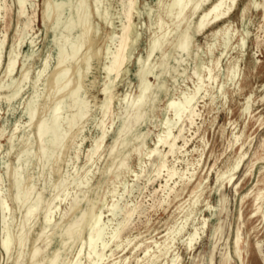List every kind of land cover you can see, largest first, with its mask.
<instances>
[{"label":"rangeland","instance_id":"rangeland-1","mask_svg":"<svg viewBox=\"0 0 264 264\" xmlns=\"http://www.w3.org/2000/svg\"><path fill=\"white\" fill-rule=\"evenodd\" d=\"M44 1H30L27 5V15L22 16L19 14L18 0H0V11H3L0 12V16H3L0 17V42L7 41L2 50L3 62L0 64V90H2L0 91V174L2 175L0 199L7 203L6 212L2 210V200L0 201V264H27L30 259L29 253L35 244L40 245L44 250V254L37 259L36 264H47L57 249L60 250L61 255L56 264L94 262L96 264H117V262L118 264H172L171 259L176 254L180 255L181 264H243L242 256L245 258V264H264V0H237V6L228 18L218 24L209 25L190 42L186 52L182 53V50L177 49L173 51L168 61L166 59L162 62L159 52L153 58V63L158 62L159 65L147 80L142 79L140 70L145 67L144 60L151 37V22L157 20L162 4L161 0H139L134 14V43L131 46L127 67L114 86L113 115L106 124L107 134L103 137L99 126L102 120L100 108L105 99L101 90L106 80L103 70L106 60L103 55H99L93 58L94 67L89 78L84 77L82 95L90 107L82 125L74 129L77 131V136L73 143L69 144V148L63 142L54 147L51 159L44 157L41 161L37 155L41 140L35 127L29 126L31 101L38 93L39 98L35 103L39 109L38 118L43 116L50 118L54 115L55 102L48 101V96L45 94L47 67L50 63L54 66L57 62L59 39L64 30L63 26L55 29L53 25L44 21ZM64 1L70 2V0ZM254 2L259 3L261 7L256 8ZM30 3H34L35 7L32 8ZM89 3L94 11L93 0ZM103 5V14L109 9V20H113L114 30L118 31L120 22L116 17L117 11L121 8L120 1L104 0ZM33 10H36L37 14L33 28L40 40L35 46L39 47L40 54L28 63L31 77L23 84L18 77L26 56L32 51V45L24 29L28 17L34 16ZM71 14L69 7L66 8V18H70ZM73 14L76 17L75 11ZM188 22L186 25L191 24V27H194L197 16L189 13ZM94 23L96 31H101L99 43L95 46V49H98L100 45L104 46L110 26L97 14L94 16ZM227 24L231 25L228 37L225 32L223 34ZM243 32H249L251 35L245 37ZM78 33L80 28L74 31V36ZM95 37L96 33H94ZM174 37L175 33L172 32L167 39L171 41ZM244 37L245 44L242 42ZM23 39L25 42L23 41L18 47ZM13 50L22 54L16 74L17 82L14 85L21 86V91L11 102L6 99L12 94L14 87L1 88V86L11 83L6 70ZM49 54L54 55V59L50 60L47 66L45 65L46 71L42 69L44 80L37 82L38 70ZM30 63L34 65L29 66ZM200 63L212 70L211 78L203 84L200 83L199 77ZM81 69L86 75L88 65L82 63ZM232 71L238 73L234 82L231 81ZM216 77H218L217 81ZM147 81L152 92L141 109L145 116L140 122H134L130 115L135 109L131 108L130 102L137 99L141 84ZM198 85L202 93L199 92V97L197 96L196 102L194 101L191 106H197L200 114L199 117H195L196 125L194 123L193 126L187 119L189 111L184 113L185 117L183 114L181 119H177L173 115V110L168 108V102L169 98L178 101L182 94L194 91ZM81 107H83L82 102L77 108ZM69 108V99L66 98L61 110V117L64 119L72 114ZM167 118L171 125L175 120L177 126L167 125L165 121ZM180 120L181 123H178ZM60 125L65 128L68 126L65 122H61ZM15 126H19L20 129L14 137ZM53 126L56 128L55 124ZM124 126L126 133L121 135ZM184 127L186 140H178V148L184 147V149H178L177 155H170L167 159L169 168L175 167L180 171L179 176L183 178L177 180L178 185L170 181L168 185L173 187L172 189L165 188L167 172H163L160 178H157L153 172L156 171L159 160L169 150V146L166 144L164 147L160 144L155 155L149 154V151L155 149L160 136L168 137L171 130L172 138L168 139V142H171L173 136L178 135L179 130ZM34 133L35 137H31ZM52 136L51 132L45 134L42 138L43 145H48ZM98 141L102 142L101 151L99 150L94 160L90 161ZM112 149L113 153L116 152L114 156L111 154ZM28 150L32 153L26 158ZM62 151L67 153L62 154ZM239 161H242L239 169L230 173ZM14 172L20 173L18 180L13 178ZM135 173L140 176L139 179L135 178ZM229 173L234 174L231 182H229ZM150 176L154 181H149ZM21 181L36 191L33 190L32 199L26 203L27 206L19 204L14 198L15 183ZM30 184L33 186L31 187ZM84 193L86 198L75 204L79 209L76 211V216H81L90 205L93 206L94 212L100 210L98 214L103 215L99 224L92 226L100 230V235L94 241L95 245L89 242L92 227L86 228L81 235L72 238L67 234V228L72 220L66 218L65 214L74 198ZM38 194L40 199L43 198L50 206L47 204L43 208L39 207L35 215L28 220L25 217L27 209L30 204L38 203L36 200L39 199ZM259 198H263V201H259L260 210L257 205L255 206ZM196 200L198 202L194 204ZM63 201L65 202L62 203ZM130 203L135 207L129 206ZM109 207L111 209H108ZM46 208L51 209L52 212L46 213ZM130 208L137 210L132 213V217L127 218L125 211ZM145 215L148 219L144 217ZM203 219L208 220L207 230L200 243L190 250L184 241L194 232L195 227L202 225ZM108 220H112L111 223ZM85 221L82 220L81 226ZM7 232L14 244L10 254L5 253L1 245ZM23 233L24 235H21ZM239 234H241L239 244L241 256L236 252ZM18 238L22 239L23 243ZM41 238L43 239L39 241ZM111 253L114 255L110 256ZM88 256L90 258L93 256L91 261ZM99 259L103 262L101 263Z\"/></svg>","mask_w":264,"mask_h":264},{"label":"bare ground","instance_id":"bare-ground-1","mask_svg":"<svg viewBox=\"0 0 264 264\" xmlns=\"http://www.w3.org/2000/svg\"><path fill=\"white\" fill-rule=\"evenodd\" d=\"M6 1H8V0H6ZM30 1H34V0H18V5L20 6V13H19L20 15H22V16H26L27 15V11H28L27 10V5H28V3ZM119 1H120V7L121 8H120L119 11H117V17H116V19H118V21L120 22V28H119L118 31H116V29L114 30V22H113V20H109V11H108L109 9H107L104 14L102 12V9H103V6H104L103 5L104 4V0H93L94 5H95V10L94 11L92 10V8L90 6L91 5L89 3L90 0H70L69 3H67L64 0H45L44 1V5H45L44 10H43V19H44V21L46 23H49L50 25H53L55 29L56 28H60L61 26H63L64 27V30L61 33L60 39H59L60 40V42H59V54H58V57H57V62L54 64V66H53L52 63H50V65H48V67H47V73H48L47 76L48 77L46 76L47 77V79H46L47 84H46V88H45V94L48 96L47 97L48 98L47 99L48 101L55 102L54 105H53L54 106V115L51 116L50 118H47V116L46 117L43 116L41 118H38L39 109H38L37 104H35V103H36V99L39 98V94L36 93L33 96L32 101H31V105H32V107L30 109L31 110L30 111V119L31 120H30L29 126L35 127V131H36L39 139L41 140L40 141V145H38V152H37V155L39 157V160H41V161H42V159H44V157H46L47 159H49V158L51 159L52 158V156H53V149H55L54 147L63 144V142H65L66 147H68L71 142L73 143V140L77 136V131H75L74 129H75L76 126L80 127L82 125L83 121L86 119V117L88 115V109L90 107V104L85 101V99L83 98V95H82V89L84 88V85H85L84 82H83L84 81V77L86 76L87 79L89 78L90 74L92 73L93 67H94V65L92 63L93 62V58L96 57V56H99V55H103L104 56V59L106 60V63L104 65V67H103V70H104V72L106 74V80H105V83H104L103 90H101L102 91V95L105 96V99H104V103H103L102 107L100 108L101 109V113H102V120L100 121L99 126L101 128V133H102V136L103 137L108 132L107 131V128H106V124L109 122L108 120H110L111 119V116L113 115L112 112H113V105H114V99H113V97H114L113 96L114 86L117 83V81L121 78L122 73L125 71V69L127 67V64L129 62V57H130L131 46L134 43V39H133V37H134V26H135L134 14H135V11L137 9V4H138V1L139 0H119ZM30 4H31L32 8L35 7L34 3H30ZM161 4H162V7L158 11L159 13H158L157 20L151 22V26H150L151 37L149 39V44H148V49H147V55H146V58L144 60L145 67L142 70H140V72L142 74V79H146V80L149 78L148 77L149 75H153L154 74V69L157 68V66L159 65L158 62L153 63V58L156 57L159 52L161 53V56H162V62H164L166 59L168 61L170 55L173 53V51H177V49L182 50V53L183 52H186L187 48L189 47L190 42L192 40L196 39L197 36L200 35L202 32H204L207 29V27H209V25L218 24L222 20H224V19H226V18L229 17V15L233 11V9H235L236 6H237V0H161ZM254 5H255L256 8L261 7V5L259 3H256V2H254ZM252 6H253V4H252ZM68 7H69L70 12L72 13L70 18H66V8H68ZM6 9H7V7H6ZM74 11L76 12V17L73 14ZM189 13L191 15L197 16V22H196V25L194 27H191V24L186 25L187 23H189L188 22V14ZM96 14L98 16H100L103 20H105V22L110 26L109 31L106 33V37H105V41H104V46L100 45V47L98 49H95V46H97L98 43H99L100 36H101V31L100 30H97L96 31V28H95L94 16ZM31 17H33V18H29L28 17V21L27 22L25 21L26 24H25L24 32L29 37L27 39L30 40V44L32 45V51H31V53L29 55L26 56V59L24 58L25 60L23 62V66H22V68L20 70L21 73H20V76L18 77V79L20 81H22L23 84H24V82H26L31 77V71L28 68V63L30 62V60L34 59L36 56H38L40 54V52H38L39 47L36 48V46H35V44L39 40V35L36 34V32H35V30L33 28L34 27V23H35L36 18H37L36 10L34 11V16H31ZM4 19H5V16H4ZM230 26L231 25H228L227 24L225 26V28H224V31H223V34L225 32V35L227 37L230 35V28H229ZM77 28H80V33H78L76 36H74V31ZM153 29H155V31L152 32ZM16 32H18V31L16 30ZM172 32L175 33V37H174L173 40L168 41L167 37H169ZM94 33H96V37L95 38H94ZM243 33H245V37L246 36L249 37V34H250L249 32H243ZM234 34H236V33H234ZM7 35L8 34H6V36ZM245 37L242 38V42L244 41ZM3 38H5V37H3ZM3 38H2V40H3ZM217 38L218 37H216V39ZM5 39L7 40V38H5ZM228 39H229V42H230V38H228ZM23 41L25 42L24 39L22 41H20L18 47L21 46V44L23 43ZM5 42H7V41L4 40V41H1L0 42V44H1L0 45V64H2V62H3L2 61V59H3L2 50H3L4 46H5ZM13 45H14V43H13ZM167 45H168V47H166ZM258 45L260 46V44H258ZM212 46H211V48H212ZM224 53H226V52H224ZM20 55H22V54H20V52H17L16 50H13L12 53H11L10 59H9V63H8L7 70H6V74L11 79V83L8 84V85H2L3 87L1 86V88H4L6 86L7 88L14 87V89H13L12 94H10V95L7 96L6 101L9 100V101L12 102V100L15 98V96L17 94H19L20 91H21V86H16V87L14 86L15 83L17 82L16 81L17 80L16 74H17V70H18V67H19ZM222 55H224V54H222ZM53 59H54V55H52V54H49L44 59L41 68L38 70V78L36 80L37 82L44 80L45 77L42 78V69H44L45 68V65L47 66V63L50 60H53ZM72 61L74 63H72ZM82 63H86L88 65V69L86 71V75H84V72L81 69V64ZM33 65H34V63L33 64L32 63L29 64V66H33ZM210 66H212V65L210 64ZM217 68H219V67H217ZM199 69H200V75H199V77L201 78L200 79V83L203 84L207 79H210L211 78L212 70L207 69V67L205 65H203L202 63L199 64ZM204 72H206V74H204ZM237 76H238L237 71H232L231 72V81L234 82L235 81V78ZM223 77H224V75H223ZM217 78L218 77H216V81H217ZM200 90H201V87H200V85H198L195 88L194 91L189 92V93L182 94L181 98L178 101H175L173 98H169L168 108L170 110H173V112H174L173 115H175V117L177 119H181L182 118V115L186 111L187 112L189 111V115H188V118L187 119H188V121H189V123L191 125H193L194 123L196 125L195 117L196 116L199 117V114L200 113L198 112V109L196 108L197 106L196 107H193L191 105L197 99V96H198ZM0 91H2V90H0ZM151 92H152V89L150 87V83L148 81L147 82H143L141 84V86H140V90H139V94L137 96V99L136 100L133 99L132 102H130L131 108L134 107V109H135L134 112L130 115V118L132 119V121H134V122H140L144 118L145 115L142 114V110L141 109H142L143 104L146 103V101L149 99ZM200 93H202V92H200ZM66 98L69 99V107H70L69 109H71L72 114H71L70 117L64 119V117H61V114H62L61 110H62V105H65V99ZM0 100H1V97H0ZM80 102H82L83 107H81L80 109H78L77 106H78V104ZM247 103H248V99H247ZM22 106H23V104H22ZM48 109H50V107ZM0 112H1V108H0ZM185 115L186 114H184V117H185ZM165 121H166V124L169 125V126H171V127L177 126V122H174L175 120L173 121V125H171L169 123V119L168 118ZM61 122H65V124L68 125L67 128L61 127V125H60ZM112 122H113V120H112ZM178 123H181V120ZM53 124L56 125V128L53 126ZM19 129H20L19 126H17L15 128L14 134H13L14 137H15V134L17 132H19ZM168 129H170V128H168ZM4 131H5V129H4ZM50 132L53 133V136H52L51 140L49 141L48 145H46V144L43 145L42 138L44 137L45 134H49ZM184 132H185V127L184 128H181L179 130V134L178 135L173 136V140L171 142H168L169 141L168 139H170L169 137H171V134H172V131L170 130L168 137L167 136H164V135L163 136H160L159 137V140H158V144L156 145L155 149H152V150L149 151V154L155 155V153H157V151H158V148H159V145L160 144L164 145V147H165L166 144L169 146V150H167V152L159 160V162L157 164V169H156L155 172H153V174L155 173L154 175L157 178L158 177L160 178L163 172H167V179H166V182L167 183L165 185V188L168 187L169 189H172L173 187L169 186L170 185L169 182L170 181H173L174 184H177L178 183L177 180L183 178V177L179 176V172L180 171H178L175 167L169 168V166H168V160L167 159H168V157L170 155L174 156L177 153V150L182 148V147L181 148H178V140H180V139H182V141H183V139L186 140V137L184 136ZM124 133H126V127L125 126H124L123 131H121V135H123ZM2 136H3V134H2ZM31 137H35V133ZM236 140H237V138H236ZM13 141H14V139H13ZM0 144H1V142H0ZM10 144L12 145L13 143H10ZM95 145H96V149H95L94 152H92V154L90 156V161L91 160H94V157L96 156V154L98 153L99 150L101 151L100 148L102 147V142L101 141H98V142H96ZM66 147H65V149H66ZM1 148H2V146H1ZM182 149H184V147ZM241 149H243V148H241ZM113 151L114 150L112 149V151H111V154H113L112 156H114L115 153H116V152L113 153ZM0 152H1V150H0ZM62 152H63L62 154L65 153V151H62ZM31 153L32 152L30 150H28L26 152V158H27V155L29 157L31 155ZM23 154H25V153H23ZM62 154H61V156H62ZM185 155H183V156H185ZM154 159H155V157H154ZM182 160H183V158H182ZM243 160L244 159H242V161ZM152 161H153V159H152ZM242 161H239L238 163L236 162L237 165H235V167L231 170L232 172H230V173H234L237 169H239L240 164H241ZM92 162H95V161H92ZM153 162H155V161H153ZM152 164H154V163H152ZM152 164H151V167H152ZM8 169H9V172H10L9 166H8ZM44 169H46V166H45V168H43V170ZM184 172H186V171H184ZM14 173L15 174H14V177L13 178H15V179L18 180V178L20 177V173H16V172H14ZM76 173H77V170H76ZM109 173H110V171H109ZM189 175H190V173H189ZM233 175L234 174H230L229 175V182H231L234 179L233 178ZM135 178L139 179L140 176L137 173H135ZM149 178H151V176ZM152 180H153V178L149 179L150 182ZM1 181H2V175L0 174V182ZM179 181H181V180H179ZM21 182H18V183L16 182L15 183L16 193L14 194V198L16 199L17 202H19V204H24V206L25 205L27 206L26 203H29V201H31V199H32L31 197L33 196L32 195V192H33L34 189L32 190V188L28 187L29 185H27V183H24V182L21 183ZM30 186H31V184H30ZM3 190H5V189H3ZM160 190H161V188L159 187V191ZM165 190L166 189H164V191ZM155 191H156V189H155ZM0 192H1V190H0ZM2 192H3L2 194H4V191H2ZM34 192H36V191L34 190ZM152 193H154V192H152ZM39 195L40 194H38V197H39ZM150 196H151V194H150ZM59 198H57V199H59ZM83 198H86V194L85 193L84 194L77 195L74 198L73 203L71 204L69 210H67V212L65 214V217L66 218H68V219L71 218V220H72L71 223H70V225L67 228V234L71 238L74 237V236H77V235H81L86 228L95 226L101 220V217L103 216L101 213L98 214V212L100 210L98 212H94L92 205L88 206L87 209L82 213L81 216H79V217L76 216V211L78 209V206H76L75 204L78 201H81ZM262 199L263 198H259L256 201L257 203L255 204V206L256 205L258 206L257 207L258 210L261 209L259 207V204H260L259 201H261ZM1 200H2V198L0 199V201ZM36 200L38 201V203L35 202V204H32V205L30 204V206L27 209V213H26V216L25 217H27L28 220H30L31 217L35 215V213L39 210V207L43 208L44 205H47L48 204V203H45V200L43 198L40 199V197H39V199L37 198ZM58 201H60V200H58ZM64 202L65 201H63L62 203H64ZM157 202H159V201H157ZM197 202L198 201L196 200L194 202V204H197ZM1 203H2V207H3L2 210L3 211L6 210V212H7V209L5 207L7 205L6 201L5 200H2ZM48 205L50 206V204H48ZM131 205L134 206V204H131L130 203L129 206H131ZM209 207H210V205H209ZM8 209H10L9 206H8ZM18 209H19V205H18ZM47 209L48 208H46V211H47L46 213L52 212L51 209L50 210L49 209L47 210ZM108 209H111V207H109ZM136 210H137V208H133V209L130 208L129 210H126L125 211L126 217L127 218H130V216L132 215V213L135 212ZM9 211H8V214H9ZM257 212H259V211H257ZM240 214H241V212H240ZM140 215H142V214H140ZM255 215H257V213H255ZM112 216H113V214H112ZM44 217H45V215H44ZM144 217H146V215ZM115 218H116V216H115ZM27 219H26V221H27ZM83 219H85L86 221H85V224L83 226H81V222H82ZM123 219L124 218H122V220ZM13 220H14V218H13ZM47 220H49L48 219V216H47ZM122 220H120V221H122ZM126 220H128V219H126ZM188 220H189V218H188ZM188 220L186 222H188ZM108 221H107V223H108ZM111 221H109V222L111 223ZM207 221L208 220L203 219L202 225L200 227H195L194 228V232L190 233L189 236L186 237L187 239L184 241V244L187 246L188 249L193 250L194 246L196 244L200 243V241L202 239V236L205 234V232L207 230V227H208ZM186 222H185V224H187ZM27 223H28V221H27ZM51 223H49V224H51ZM102 226H103V224H102ZM186 226H185V228H186ZM47 228H49V227H47ZM59 228H61V226H59ZM92 228H93V230H92V232L90 231L91 233H90V237H89L90 238V241H89L90 243L91 242L94 243L95 239L100 235V230H96L95 229L96 227H92ZM23 229H24V227H23ZM116 229H118V228H116ZM124 229H125V225H124ZM180 229H181V227H180ZM107 231H109V230H107ZM20 233H22V232H20ZM21 235H24V233L21 234ZM45 235H46V233H45ZM239 235L240 236L237 237V243H236L237 248H238V251H236V252H238V255L241 256L242 252H241V250L239 248V244H240V241H241V234H239ZM42 236H44V235H42ZM20 238H18L19 241L22 240V239L20 240ZM118 238H117V240H118ZM42 239L43 238H41L39 241H41ZM101 239H102V237H101ZM13 240H14V238H13ZM23 241H24V239H23ZM115 241H116V239H115ZM16 242L20 244V242H18V241H16ZM126 242L128 243V241H126ZM1 245H2V249H4L5 253H9L10 254V252H11L12 247H13L14 244L12 243L11 236L9 235L8 232H7L6 236L3 237V240H2V244ZM94 245H95V243H94ZM141 245H143V244H141ZM23 246H24V244H23ZM82 246H83V243H82ZM91 246H93V245H91ZM109 246H110V244H109ZM46 247H48V244H46ZM93 247L95 248V246H93ZM121 250H122V248L120 249V251ZM43 251L44 250H43V248L40 245L35 244L33 246V248L31 249L30 253H29L30 259L27 262V264H36L37 259L44 254ZM117 251H119V250H117ZM80 252H82V250ZM87 252H88V249H87ZM148 252H146L147 253L146 255H148ZM60 255H61L60 250L59 249L55 250L54 253L51 255V257L49 258L47 264H56V262H57V260H58V258H59ZM108 255H110V254H108ZM112 255H114V254L111 253L110 256H112ZM92 258H93V256H92ZM92 258L89 257V260L90 259L92 260ZM242 258H243V264H245L246 261H245L244 256H242ZM102 259H103V257H102ZM128 259H129V257H128ZM128 259H126V260H128ZM104 260H105V258H104ZM150 260H152V259L150 258ZM97 261H98V259H97ZM101 261L102 260H100V262ZM181 261H182V259H181L180 255H178V254H176L175 257L173 259H171V263L172 264H181ZM73 262L75 263V261H73ZM94 263L96 264V262H94ZM94 263H92V264H94ZM117 264H118V262H117Z\"/></svg>","mask_w":264,"mask_h":264}]
</instances>
